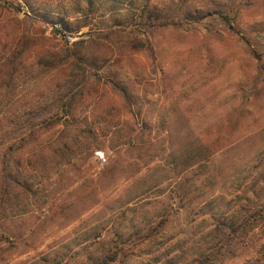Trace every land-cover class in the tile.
Returning <instances> with one entry per match:
<instances>
[{
    "label": "rangeland",
    "instance_id": "1",
    "mask_svg": "<svg viewBox=\"0 0 264 264\" xmlns=\"http://www.w3.org/2000/svg\"><path fill=\"white\" fill-rule=\"evenodd\" d=\"M75 2L87 6L0 0V60L25 29L68 59L51 73L35 66L9 94L0 89V118L9 98L35 99V131L72 146L67 159L35 147L31 192L0 216V264H187L215 235L226 240L231 224L258 228L222 250L225 264H264V0H177L182 24L132 29L150 39L155 60L130 55L128 45L119 52L111 41L109 65L82 63L93 91L68 114L69 88L78 87L59 80L77 62L76 42H86L87 55L104 40L109 15H91L82 29L79 21L71 38L35 9ZM177 2L152 0L165 8ZM196 10L208 16L184 21ZM93 74L104 78L97 91ZM107 256L113 261H99Z\"/></svg>",
    "mask_w": 264,
    "mask_h": 264
},
{
    "label": "trees",
    "instance_id": "2",
    "mask_svg": "<svg viewBox=\"0 0 264 264\" xmlns=\"http://www.w3.org/2000/svg\"><path fill=\"white\" fill-rule=\"evenodd\" d=\"M86 1L87 6L85 8L79 2H75L70 7L66 3L58 4L56 7L48 3L47 5H39L35 9L53 21V27L56 32L58 31L60 34L65 33L66 36L70 37L74 25L78 24L79 21L84 20L77 26L78 29H82L91 25V22L88 21V17L91 15L100 13L101 18L107 14L109 15H107L108 19L104 22L106 23V32L104 31L105 34L103 35L104 40L102 41V38H99L98 41L94 42L95 45L91 46L92 50L87 55H82L86 42H76L75 46H77V49L74 55L77 57V62H73L69 67V71L66 70V74L62 73L63 76L59 80L58 84H62L66 89L70 85L78 87L77 90H75L76 88H69L72 90V96L70 103L66 107L68 114H72L70 111L71 103L79 102L81 98L93 91V89L89 88L91 84L88 82L87 70L82 63L87 62L93 68H98V71L109 65L114 57L116 46L109 44L111 41L117 43L116 49L119 52H122L126 45H128L130 55L137 56L145 51L151 56L152 60H155L150 39L134 37L136 31L132 29L138 27L139 29H147L152 33L160 27L182 24L183 20L176 21V18H178L181 11L185 10V6L178 3L177 0H174V2H177L174 8H165L157 3H152V0H148L140 7L135 6V0ZM28 8L32 9V6ZM206 16L208 14H202L201 12L197 14L196 10L186 15L184 21L189 24L195 23L201 21ZM46 46L44 39L36 37L35 34H31L28 29H25L21 37L18 40H14L11 47L13 48L12 51L10 49L0 60V77L3 74L6 76L5 82L0 84L1 91L7 94L11 93L13 89L19 86L15 80L21 78V76L23 78L29 76L32 72L35 73V66L39 68L40 72L47 70L49 73L64 68L68 59L60 56L57 52L47 49ZM102 49H107L106 52L108 54L105 56L101 55ZM118 62H122V59H119ZM113 76L114 74L112 75V73L107 74L109 79ZM122 76L124 78V75ZM90 77L94 79V86H92L97 91L99 83L104 78L100 76L96 79L97 74L90 75ZM115 78H118V75ZM109 83L112 88L118 87V83L114 79L113 81H109ZM31 100L33 101L21 102L11 97L1 104L2 108L5 109L3 116L0 118V146L4 147L3 153L0 156L1 217L6 215V212L10 209L15 211L22 196L31 192L33 188L31 180L35 173V147H40V145L45 146L47 153H52L55 158L60 159H67L69 157L68 154L72 151V146H69L68 142L64 145L63 141L61 143V137L55 139V143H51L47 139L49 138L48 135L53 137L52 134L35 131V99ZM56 125L58 123L55 121L54 123L47 124L45 129L49 131V129ZM75 142L76 139L72 141L71 145ZM261 183L264 185V172L262 173ZM233 225L228 226L230 233L226 240L218 242L215 240L217 238L215 235L212 237V241L209 242V246L202 248L198 255L191 259L190 262L188 261L187 264H225L226 259L222 254V250L225 248L232 249L235 245H243L244 239L258 228V226ZM260 251L264 254V244ZM230 253L228 254L230 255ZM261 259L258 258L254 262L247 260L242 264H261ZM102 260L105 263L113 261L108 256L99 261L102 263ZM182 260L183 262L187 261L186 259Z\"/></svg>",
    "mask_w": 264,
    "mask_h": 264
}]
</instances>
